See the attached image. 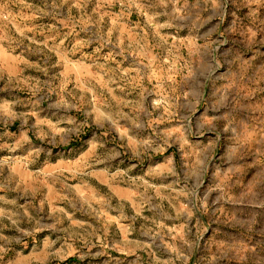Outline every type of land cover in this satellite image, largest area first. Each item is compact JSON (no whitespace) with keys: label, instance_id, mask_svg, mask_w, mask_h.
I'll list each match as a JSON object with an SVG mask.
<instances>
[{"label":"clouds","instance_id":"clouds-1","mask_svg":"<svg viewBox=\"0 0 264 264\" xmlns=\"http://www.w3.org/2000/svg\"><path fill=\"white\" fill-rule=\"evenodd\" d=\"M90 3L0 0V70L9 60L23 62L47 78L10 72L0 89L10 97L0 98V122L21 123L20 137L0 143V150L15 153L28 146L26 157H0V264H63L70 256L85 261L89 255L106 256L103 264H125L120 257L128 258L127 264H146L145 256L150 264H264V0H97L89 14ZM117 6L119 12L100 14L101 7ZM25 9L53 20L67 9L61 22L70 25L69 32L56 43L58 29L50 24V35L36 40ZM133 11L143 17V29L128 26ZM80 33L87 38L71 49L64 46L68 35ZM94 44L91 56L70 59L77 49ZM105 48L109 55L101 57ZM42 49L57 54V65L65 70L49 76L47 68L23 59L25 51ZM117 56L121 60L113 67L109 62ZM73 66L82 72H71ZM89 68L96 69L98 77L92 79L101 84V94L119 92L125 102L102 100L92 81L84 82ZM69 83L79 95L69 91ZM22 85L29 99L14 94L24 90ZM45 100L55 117L49 130L44 126L51 121L38 112ZM81 101L85 107L78 119L72 113L81 111ZM32 114L39 144L24 130ZM155 120L172 127L154 135ZM86 128L92 129L84 140L90 154L73 146ZM100 129H106L104 135L115 132L124 150L108 144L97 134ZM5 136L15 133L5 131L0 140ZM172 148L177 152L163 165L153 161V155ZM50 161L51 167L30 175L55 182L67 173L58 199L73 211L58 209L55 219L42 209L29 210L36 188L24 180L13 187L21 166L39 168ZM96 172L137 193L130 214L123 200L114 204L109 194L86 182ZM68 177L77 182L68 183ZM113 220L122 224V235L109 240Z\"/></svg>","mask_w":264,"mask_h":264},{"label":"rangeland","instance_id":"rangeland-1","mask_svg":"<svg viewBox=\"0 0 264 264\" xmlns=\"http://www.w3.org/2000/svg\"><path fill=\"white\" fill-rule=\"evenodd\" d=\"M30 3H33L34 5L37 6H43L42 0H29ZM97 6V0H91V3L88 5L87 11L89 14L93 12V9H95ZM119 12L120 8L117 6L114 9H108L105 7L100 8V14H105V13H110V12ZM24 14L27 16H32V13L29 12L27 9L24 10ZM73 15H76V10L73 9ZM67 18V9H65V16L61 17L57 20H53L50 17H39V16H32V19L29 21H26L30 27L36 28V31L34 33H30V35H34L35 39L43 42L46 38L47 35H50V33L47 30V26L50 24H55L58 31L55 33L57 39L56 43H59V40L62 39L66 33L69 32V26H64V24L61 22L62 20ZM130 23L129 27H131L132 24L138 25L141 29H143L144 26V19L141 16H138L135 11L130 16ZM108 23H111V21H108ZM146 31V30H145ZM87 36L84 33H80L79 37H73L72 35H68L67 39L64 42V46L68 49H71L75 47L77 44L78 39H86ZM52 41L49 42V47H51ZM24 46L28 48L35 49V45H30L27 41L24 42ZM96 48V45H92L91 47L84 46L83 48L77 49L75 52L74 57L70 59H79L81 56L84 57H89L92 55L94 49ZM20 50H17V53L15 55H19ZM109 55V50L105 48L101 53L100 56L104 57ZM23 59L27 61H31L32 63H39L41 67H45L48 70L49 76H57L59 73L63 72L65 69L62 65H57V54L52 53L48 51L47 49H42L40 52L36 51H25L23 54ZM121 60V57H115L112 61L109 63L115 67L117 65V62ZM70 62V60H69ZM103 62V61H101ZM86 63L88 65H91V60H87ZM127 66V65H125ZM71 72L74 73H81L82 69L80 66H73L70 69ZM10 72H15L17 73L21 78H29V77H38L42 80L47 79L43 72L38 71L34 67H29L23 62H12L11 60L8 61L7 66L2 67V70H0V89L5 88V86L8 83V77ZM94 77H98V74L96 72V69L94 68H89L87 76L84 78V82H87L88 80H91L92 83L95 85L97 94L102 100H108L110 103L113 104H122L125 102V97H123L119 92L109 96L108 93L105 91L101 94V84L97 83L95 79H92ZM56 85L60 84V80L56 79L54 81ZM24 90L16 89L15 90V95L23 98V99H29L30 94L27 90V87L22 85ZM69 91H73L74 89V84L69 83L67 85ZM50 97L55 98L56 97V92H49ZM73 95H79V89H76L73 91ZM0 98H10L8 96L7 92H0ZM87 99V97H85ZM48 100H45L42 105L40 106V109L38 110L39 112V118L43 119L47 117L49 121H51L50 124H46L45 130H49L51 128V125L55 123V117H53L47 110H48ZM85 107L83 101L80 102V112H74L72 113L75 115L78 119H83L82 115V110ZM128 109L126 108L125 111ZM25 111H29V109H25ZM37 119L36 114H32L28 117V127H26L24 130L28 133V135L31 137L32 142L34 144H39L40 141L37 140L34 132L32 131L31 124L35 122ZM172 125L155 120L154 126L150 124V130L153 132L155 135V132L157 129H169L171 128ZM20 129H21V123L20 120H16L15 123L5 125V123L0 122V135H3L5 131L15 133V136L12 137L11 139L7 136L3 138V140H0V143H12L14 140L18 139L20 137ZM92 129L91 128H86L85 133L82 134L78 139L73 140V146L74 147H83L85 150L86 154L89 153V146L84 144V140L86 137V134L89 133ZM106 129H100L97 130L98 135H104V132ZM104 139L107 141L108 144L110 145H117L121 148V150H124V145L121 143L120 138L116 135L115 132L108 131L107 135H104ZM27 145L21 149H19L15 153H9L8 151L5 150H0V157H8L9 155H14L18 158L26 157L28 155L27 153ZM173 152H177V149L172 148L168 152L161 153L160 155H153V161L154 162H159L161 165H163L165 157L168 155H171ZM101 155H104L103 152L100 153ZM86 158V157H85ZM127 158V157H125ZM75 159V157L71 158ZM39 163V162H37ZM53 162H49L48 165L39 163V168L35 164H29L27 168L20 167L19 168V174L15 176V179L13 181V187L15 186L16 181L19 180H24L28 185H31L32 187L36 188L37 194L34 199H29L28 203L30 205L29 210L35 213L36 209H42L43 213H47L46 218H52L55 219L54 212L58 209H63L64 211L68 212L69 214L73 211L72 208L68 207V205L58 199V197L61 195L63 189H64V179L67 177V173H65V177H59L55 182L51 180V178H46L43 175H30L32 173H37L40 169H44L46 167H51ZM141 169L144 167L142 164ZM5 176L8 175V169L5 168ZM68 183H76V180H73L71 177H68L67 179ZM86 182L90 184L93 188L101 191L102 193H107L109 194L111 200L115 204L118 200H123L125 202V211L127 213H131L132 208L131 204L134 202V198L137 196V193L132 191V189L125 183V182H109L108 178L104 176L103 174L96 172L94 174L89 175L86 177ZM0 195H3V193H0ZM9 197L11 198L14 193H9ZM57 215L60 216L62 226L67 227V220L64 219L63 215L60 213H56ZM82 214L77 212L75 214V218H80ZM112 217H117L118 213L112 212L111 213ZM87 219V218H86ZM93 222L94 221H90ZM127 223V221L123 222ZM122 227V224L117 222L116 220H113L110 224V228L108 230L107 238L109 240L113 238H120L122 235L120 229ZM60 236L62 240L65 237L64 232L62 231L60 233ZM55 238V237H54ZM37 239L39 240L40 237L38 236ZM76 247L79 248L80 245L76 244ZM96 249H93V252H95ZM111 256L116 257L117 253L116 252H111ZM143 255V253H141ZM162 255V254H161ZM107 259V257H100L98 259H93L91 255H89L88 259L85 261L78 260L76 256H70L67 260L63 261V264H103V261ZM121 260L127 264V259L126 257H120ZM144 260L146 264H150L148 262V258L145 256Z\"/></svg>","mask_w":264,"mask_h":264}]
</instances>
